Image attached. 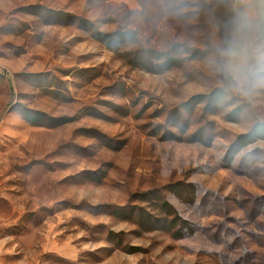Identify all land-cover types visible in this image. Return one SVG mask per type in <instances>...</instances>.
I'll use <instances>...</instances> for the list:
<instances>
[{
	"label": "rangeland",
	"instance_id": "374dc122",
	"mask_svg": "<svg viewBox=\"0 0 264 264\" xmlns=\"http://www.w3.org/2000/svg\"><path fill=\"white\" fill-rule=\"evenodd\" d=\"M0 264H264V0H0Z\"/></svg>",
	"mask_w": 264,
	"mask_h": 264
},
{
	"label": "clouds",
	"instance_id": "9594fccd",
	"mask_svg": "<svg viewBox=\"0 0 264 264\" xmlns=\"http://www.w3.org/2000/svg\"><path fill=\"white\" fill-rule=\"evenodd\" d=\"M222 51H227V49H223V48H222ZM234 83H235V81H234ZM238 94H241V93L238 92ZM249 102H251V101H249Z\"/></svg>",
	"mask_w": 264,
	"mask_h": 264
}]
</instances>
